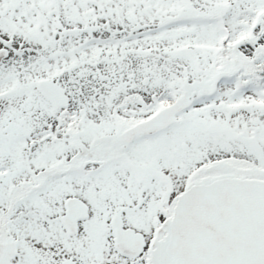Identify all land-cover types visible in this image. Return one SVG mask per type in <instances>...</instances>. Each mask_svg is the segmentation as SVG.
<instances>
[{
  "label": "snow or ice",
  "instance_id": "6c2138e0",
  "mask_svg": "<svg viewBox=\"0 0 264 264\" xmlns=\"http://www.w3.org/2000/svg\"><path fill=\"white\" fill-rule=\"evenodd\" d=\"M0 264H264V0H0Z\"/></svg>",
  "mask_w": 264,
  "mask_h": 264
}]
</instances>
